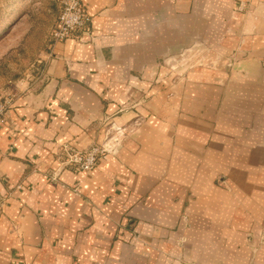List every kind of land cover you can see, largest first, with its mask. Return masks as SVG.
<instances>
[{
    "label": "crops",
    "instance_id": "crops-1",
    "mask_svg": "<svg viewBox=\"0 0 264 264\" xmlns=\"http://www.w3.org/2000/svg\"><path fill=\"white\" fill-rule=\"evenodd\" d=\"M83 5V41L7 91L0 264H264V0ZM199 43L209 66L169 67ZM106 121L115 152L63 165Z\"/></svg>",
    "mask_w": 264,
    "mask_h": 264
},
{
    "label": "rangeland",
    "instance_id": "rangeland-1",
    "mask_svg": "<svg viewBox=\"0 0 264 264\" xmlns=\"http://www.w3.org/2000/svg\"><path fill=\"white\" fill-rule=\"evenodd\" d=\"M54 4L53 0H0V99L6 96L11 81L14 82L23 72L26 76L36 61L43 59L41 57L50 45L52 29L58 19L59 12ZM211 48L209 44L199 43L193 50L183 52L180 59L172 61L169 67L186 71L209 66L206 54ZM27 74L33 76V73ZM140 124L141 121H134L135 126ZM105 127L106 139L99 146L115 141L117 126L106 121ZM111 152H115V148Z\"/></svg>",
    "mask_w": 264,
    "mask_h": 264
},
{
    "label": "built area",
    "instance_id": "built-area-1",
    "mask_svg": "<svg viewBox=\"0 0 264 264\" xmlns=\"http://www.w3.org/2000/svg\"><path fill=\"white\" fill-rule=\"evenodd\" d=\"M58 9V19L52 30L51 39L53 43H60L72 38H79V35L86 29L90 23V16L86 12L83 5V0H53ZM83 41V38H79ZM52 58V54L47 60ZM47 60L39 59L38 64L43 65ZM33 81H38L41 78V72L37 75L28 76ZM13 88V82L9 83ZM13 90V89H12ZM15 94L10 91L6 96L0 99V124L3 123L6 114L13 106ZM126 129L115 127L116 136L113 138L117 142L118 136L122 135ZM117 137V138H116ZM114 143H106L102 146H92L85 151L77 150L69 145L62 146V154L65 156L63 165L71 166L77 170L84 172L93 171L110 152L114 149Z\"/></svg>",
    "mask_w": 264,
    "mask_h": 264
}]
</instances>
